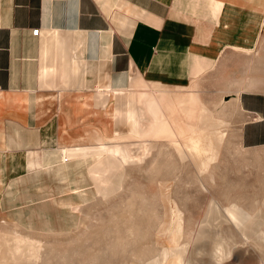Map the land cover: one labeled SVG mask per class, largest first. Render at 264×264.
<instances>
[{
  "label": "rangeland",
  "instance_id": "374dc122",
  "mask_svg": "<svg viewBox=\"0 0 264 264\" xmlns=\"http://www.w3.org/2000/svg\"><path fill=\"white\" fill-rule=\"evenodd\" d=\"M162 90L141 93L164 97L173 136L156 137L150 116L145 134L125 122L115 132L111 105L103 146L71 163L61 151L55 171L17 176L26 169L0 153V264H264V122L248 126L258 119L242 101L264 111V37ZM140 95L144 106L151 96ZM192 126L209 131L188 136ZM14 176L19 214L1 208Z\"/></svg>",
  "mask_w": 264,
  "mask_h": 264
},
{
  "label": "crops",
  "instance_id": "0c3cea01",
  "mask_svg": "<svg viewBox=\"0 0 264 264\" xmlns=\"http://www.w3.org/2000/svg\"><path fill=\"white\" fill-rule=\"evenodd\" d=\"M263 37L264 0H0L2 158L26 169L17 176L55 171L61 151L71 163L73 153L103 146L111 105L114 131L125 122L145 134L150 116L156 137L173 136L164 97L143 95L144 87L161 95L187 88L224 55L251 53ZM139 93L151 96L144 106L135 105ZM242 101L258 119L247 125L261 128L264 111ZM209 115L203 106L201 118ZM205 131L192 126L188 136ZM51 156L59 159L45 163ZM20 179L2 190L5 212L25 209L12 201Z\"/></svg>",
  "mask_w": 264,
  "mask_h": 264
},
{
  "label": "built area",
  "instance_id": "2783aa9c",
  "mask_svg": "<svg viewBox=\"0 0 264 264\" xmlns=\"http://www.w3.org/2000/svg\"><path fill=\"white\" fill-rule=\"evenodd\" d=\"M40 32H41L40 29H37V30L33 31V35L34 36H39Z\"/></svg>",
  "mask_w": 264,
  "mask_h": 264
},
{
  "label": "bare ground",
  "instance_id": "6f19581e",
  "mask_svg": "<svg viewBox=\"0 0 264 264\" xmlns=\"http://www.w3.org/2000/svg\"><path fill=\"white\" fill-rule=\"evenodd\" d=\"M254 227H255V224L251 225V226H250V229H253Z\"/></svg>",
  "mask_w": 264,
  "mask_h": 264
}]
</instances>
